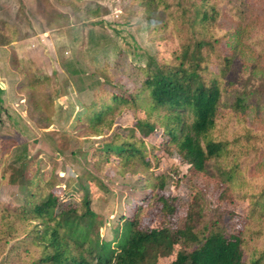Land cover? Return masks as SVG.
<instances>
[{
    "label": "trees",
    "instance_id": "trees-1",
    "mask_svg": "<svg viewBox=\"0 0 264 264\" xmlns=\"http://www.w3.org/2000/svg\"><path fill=\"white\" fill-rule=\"evenodd\" d=\"M68 5L77 17L79 7ZM138 6L148 29L167 34L166 42L159 36L154 54L140 53L143 64L127 72L120 86L107 67L97 68V79L81 88L92 93L76 123L84 136L101 137L124 108H132V127L98 142L90 162L102 172L117 158L119 174L138 176L150 192L147 206H135L131 217L119 219L112 238L102 240L94 236L89 195L84 193L78 206L63 203L50 181L39 180L26 145L0 141V185L22 190L20 203L0 202L4 264H264V231L247 221L264 218V0H202L193 30L180 0H139ZM84 13L103 14L96 7ZM59 15L62 25L70 24L69 15ZM190 32L205 37V59ZM42 84L37 79L27 87L39 109L47 104ZM136 130L160 131L164 150L176 152L193 175L223 185L222 194L249 201L250 216L232 213L237 224L229 228L220 217L205 220L203 199L192 195L178 221L174 199L163 196L165 177L145 170L150 161L158 166L161 146L143 142ZM13 148L17 163L5 164ZM153 210L164 215L156 233Z\"/></svg>",
    "mask_w": 264,
    "mask_h": 264
},
{
    "label": "rangeland",
    "instance_id": "rangeland-1",
    "mask_svg": "<svg viewBox=\"0 0 264 264\" xmlns=\"http://www.w3.org/2000/svg\"><path fill=\"white\" fill-rule=\"evenodd\" d=\"M138 2L0 0V141L10 140L14 143L12 147L26 145L39 180L50 181L63 203L78 206L80 197L84 193L89 195L95 214L94 236L105 241L112 238L119 219L131 217L137 205L147 206L151 195L142 188L138 176L133 177L130 172L119 174L117 158H112L111 166L102 172L95 171L90 162L102 140L113 132L127 133L134 123V112L132 108H124L110 131L101 137L84 136L76 121L92 93L81 88L97 79V68L107 67L113 84L120 86L127 72L143 64L142 57H138L140 53L154 54L159 36L166 42L167 34L153 35L148 29ZM180 2L190 13L189 27L193 30L194 16L202 0ZM68 3L79 7L77 17ZM93 7L100 8L103 14L91 17L84 13ZM59 14L69 15L70 24L62 25ZM188 34L196 39L197 51L204 54L205 37L197 32ZM72 70L78 73L73 74ZM37 79L43 82L41 94L47 103L41 109L34 107L27 92V87ZM55 93L59 95L57 98ZM136 134L148 145L161 146L156 152L158 166L154 167L150 161L145 170L165 177L163 196L174 199L178 221L192 195L203 199L205 220L208 215L220 217L229 228L237 224L234 217L250 216L249 201L222 194L223 185L193 175L176 152L164 150L160 131L143 135L136 130ZM16 152L18 148H13L4 156L5 164L17 163ZM90 177L97 179L102 188L89 181ZM21 196L19 187L0 185V202L16 205ZM157 205L163 208L161 201ZM154 211L151 228L156 233L163 225L164 215ZM247 221L252 229L264 231V218L250 217ZM5 253L6 250L0 255V264H4Z\"/></svg>",
    "mask_w": 264,
    "mask_h": 264
}]
</instances>
